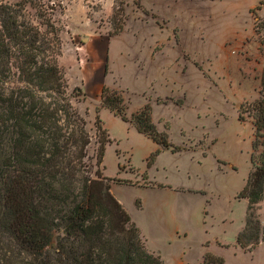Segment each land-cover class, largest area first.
Segmentation results:
<instances>
[{"label": "rangeland", "instance_id": "1", "mask_svg": "<svg viewBox=\"0 0 264 264\" xmlns=\"http://www.w3.org/2000/svg\"><path fill=\"white\" fill-rule=\"evenodd\" d=\"M17 1L34 23L51 13L61 29L58 64L90 135L86 153L92 175L98 117L110 139L100 172L111 179V193L144 229L146 249L159 254L164 264H200L205 241H232L245 211L244 201L234 199L233 191L251 170L253 104L264 69V4L178 0V10L164 12L146 9L144 0ZM156 52H161L168 70L144 77L146 63L155 66L160 57ZM150 82L156 94L146 92ZM103 86L122 100L116 105L127 121L104 105ZM146 101L153 104L155 127L159 122V131L169 128L170 142L182 147L179 154L162 149L160 165L151 170L146 158L154 144L131 119ZM217 163L224 171L217 172ZM185 177L195 185L205 184V199L211 205L194 200L183 218L173 217V201L162 191L137 186L148 178L176 183ZM138 200L141 209L135 205ZM213 249L223 252L228 264L249 260L242 253L233 256L231 251ZM257 258L264 264V247Z\"/></svg>", "mask_w": 264, "mask_h": 264}, {"label": "trees", "instance_id": "2", "mask_svg": "<svg viewBox=\"0 0 264 264\" xmlns=\"http://www.w3.org/2000/svg\"><path fill=\"white\" fill-rule=\"evenodd\" d=\"M17 2L0 0V264L21 259L25 264H164L146 249L138 226L111 193V179L100 172L110 139L98 117L92 175L86 153L90 135L58 64L61 29L51 13L34 23ZM261 44L264 58V38ZM113 94L103 86L102 102L127 121L116 105L122 100ZM259 94L253 104L251 170L236 195L247 200L245 224L236 236L246 250L264 240L257 214L264 199V69ZM131 119L157 145L147 167L163 148L181 150L151 121L149 101ZM222 263V257L205 252L200 264Z\"/></svg>", "mask_w": 264, "mask_h": 264}, {"label": "crops", "instance_id": "3", "mask_svg": "<svg viewBox=\"0 0 264 264\" xmlns=\"http://www.w3.org/2000/svg\"><path fill=\"white\" fill-rule=\"evenodd\" d=\"M178 5H179L178 0H144V7L148 10H154V11L174 12V11L179 9ZM187 24H189V21H188V23H184L183 25L186 26ZM156 53L158 55H160V57H158L156 59L155 66H153L152 64L150 65L149 62L146 63V67L144 66V77L147 76L148 74H149V76L150 75L152 76L151 73L161 74V73H164L165 71L168 70V68H167L168 63L165 62L163 55H161V52H156ZM151 83L152 82L149 83L146 92L149 93L150 91H152L154 94H156ZM151 101H152V98H151ZM171 104H173V103H171ZM151 105H152V111H153V109H154L153 104H151ZM152 114H153V112H152ZM156 124H157V128H159V122H156ZM162 129L165 130L166 128L163 126ZM159 130H160V128H159ZM166 131H167V133H169L168 132L169 128H167ZM168 138H169V134H168ZM153 144H154V146L148 151L149 153L157 147V145L154 142H153ZM163 151L171 152L170 149H167V148H163ZM161 152L162 151H160L158 153V155L155 157V159L152 162V164L150 165V167H147L148 170L153 169L155 167V165L159 164V155L161 154ZM180 152H182V151H180ZM183 152H185V151H183ZM186 152L192 154L191 151H189V150ZM171 153L179 154V151L171 152ZM221 166H223V165H221ZM171 168L175 169L176 166H173ZM188 170H190V168ZM216 170H217V172L224 171V166L222 168L217 163V169ZM232 170H234V169H232ZM247 174H246V177H247ZM246 177H245L244 181L242 182L241 187H238L233 191V198L234 199L244 201L245 211H246V206H247V200L245 198L237 197L236 195L241 190V188L243 187L245 180H246ZM148 179H147L148 182H146L142 185H137V186L151 189L153 192H155V191L161 192L162 191L167 198H170L173 201L174 207L170 211L173 214V217L183 218V216L188 215L194 200L202 199L204 204L208 205V207L211 205L209 200L205 199V196L208 194V189L205 187L204 183L201 185L200 184L195 185L194 181L190 182L189 178H187V177H185L184 181L180 180L179 182H176V183H171V182H167V181L166 182H157V181H152V180H150V179L148 180ZM117 199L122 204L124 209L130 213L129 215H130L131 219L134 220L130 210L124 206V204L121 202V199H119L118 197H117ZM138 202H139V205L136 204V201H135V205L137 208L141 209V207H142L141 202L139 200H138ZM152 210H153V208H152ZM263 210H264V199L258 203V208H257V214H258V218H259L261 226L264 225V218L261 217V212H263ZM245 211H244L243 221L240 223L239 226H237L233 230V240L230 242L218 241L216 239L214 241H209V240L205 241V244H204L205 249H204V252H203L202 257H201L199 262L202 261V258H203V255L205 252H210L216 256L222 257L223 258L222 264H228L227 263V257L225 256V254L223 252H220L218 250L213 249V247L216 246V247L222 248L226 251H231L233 256H236L240 253L245 254L249 260L244 264H263L257 258V253L261 250V248L264 247V240H259V242L249 250L241 248L236 243V236L245 224ZM229 212H230V210L227 213H229ZM204 214H207V211L204 210ZM135 224L139 226L138 228L140 230L142 239H143L145 247H146L147 245H146V239L144 238V229L142 228V226L139 223H135Z\"/></svg>", "mask_w": 264, "mask_h": 264}]
</instances>
